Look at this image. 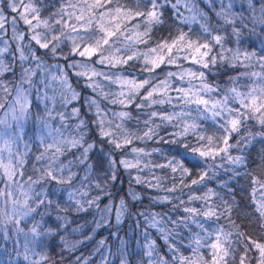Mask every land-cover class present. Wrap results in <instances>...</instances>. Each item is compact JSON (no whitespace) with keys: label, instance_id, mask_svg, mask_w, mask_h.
<instances>
[{"label":"snow or ice","instance_id":"obj_1","mask_svg":"<svg viewBox=\"0 0 264 264\" xmlns=\"http://www.w3.org/2000/svg\"><path fill=\"white\" fill-rule=\"evenodd\" d=\"M207 2L215 14V22L208 13L198 7L197 0H126L125 3H121V0H115L114 8L110 7L112 0H94V3L84 5L81 15L76 16V19L78 21L83 19V11L94 12L95 17H89L78 28L75 24L69 25L67 23V20H70L75 13L69 12L66 14L65 8H77V5L71 3V0H58V4L57 0H29L28 4H23L22 0H0V32L6 31L5 25L8 24V17L5 12L10 9L9 15L16 13L19 17L17 19V16H12L10 22L13 40L24 41L27 35V43L19 44L16 49L19 53L18 65L15 53L12 54V60L9 63H5L3 59H0V110L7 108L3 112V116H0V140L3 141V146L0 147V182L7 178L9 185L14 184L17 188L23 190L22 194L25 196V200L21 207L24 211L13 216L16 225L13 230L18 234L23 233L26 238L24 259L29 261V264H48L49 262V258L43 253L40 254L39 260H29L28 255V253H32L35 256L34 248L30 246L35 245L40 237L52 232L50 228L44 229V213L38 212L41 206L47 208V206L55 203L58 212L57 218L63 219L65 223L70 222L68 216H60L59 213H80L93 208L100 213V220L96 222L97 228L103 226L113 215L117 225L121 222L124 214L128 212L126 199L122 197L118 206L113 207V205L107 204L103 208L100 206V201L105 195L111 198V194L106 191V186L109 180L116 181L118 179L119 167H123L125 170L137 168L139 173L141 171L139 168L141 154L143 156L151 155L145 148L137 146H132L129 150L128 146L132 145L133 141L146 144L148 140L156 138L158 141L182 146L184 151L178 153L180 159L173 156L172 160L167 161V164L155 165L159 168L170 167L173 173L178 168L182 173L189 172V169L182 163V159L189 152L192 154L198 153L200 157L211 159H214L220 153H225L228 154L227 159L229 161L239 165L245 164L244 157L231 156L229 149L240 148L241 145H250L253 140L264 144V57L260 58L262 69L260 72L245 71L240 72L238 75H229L223 85L212 83L208 79L211 73L219 75L221 68L226 70L238 66L245 68L250 66L245 61H250L257 53L242 50L239 44L244 31L253 35L264 32V0H260L258 9L254 0H240L241 3H247L248 15L243 12L236 13L232 11L236 0H220L219 10L215 8V0H207ZM182 5L188 12L193 14L185 16L184 12L181 11ZM168 6H171L175 16L181 23H199V34L193 40L188 36V33L177 29L178 37H173L171 44L165 40L163 43L158 41L155 47L149 45V52L166 49L170 55L167 59L163 54L159 55L158 58L149 59L147 53H145L143 56L145 67L141 71L152 74L161 64H175L177 59L180 58V49H177L176 53L173 54V48L178 41H185L187 38V47L194 49V52L198 54V58L196 55L185 54L183 59H192L193 63L200 65V67L182 71L179 76L182 81L185 74L194 78L198 77L200 83L196 85L189 81L187 89L183 87L175 88L176 92L182 94L175 98V104H173V97L168 95H161L159 99H153L154 93L160 90L161 85L164 86V92L166 93L171 84L169 79H165L161 82V85H153L152 80L155 77L151 75L141 82L121 79L120 83L132 85L127 94L121 90L120 93L115 94L116 98L114 99H109V93H102V95L110 104H120L126 107L134 103L139 97V102L135 105L138 110H144L157 104L161 106L169 104L174 108L180 107V112H161L155 109L145 112L144 115L147 118L142 121L144 127L142 129L137 127L133 131L123 122L124 118L133 119L131 112H114L113 117L121 118V122L113 124V121L107 116V112L110 110L102 109L98 99L84 97L81 107H73L72 109L71 115L77 118V123L72 126L75 134H70L67 137L64 136L62 131L67 127L64 123L66 116L63 111L56 112V115H53V110L45 104L43 114L40 113L39 105L30 99L32 89L36 87L32 77L36 75V69L46 67V65L43 64V57L37 55L38 49L33 47L32 41H35L39 49L46 50L43 53L44 56L62 57L65 60L64 70L60 72V76H53L52 79H61L62 86L67 89L66 92L61 93V98L66 106L79 97V93L71 87L67 69H74V74L78 77H86L88 82L85 87H90L93 92H96L99 84L91 79L92 76H102L112 83H116L117 80L113 79L115 73L101 71L94 65L115 68L117 65L127 63L137 55L133 52L127 56V59L116 55V53L121 52V48L117 45L121 43V37L125 35L128 25H125L122 29L120 23L117 22L114 27H106L104 25L105 17H111L113 13H122L124 20L136 21L132 27L140 29L143 26L144 28V31L137 33V35L147 38L141 39L139 42L148 44V41L152 39L150 35L152 29L166 23L164 14ZM21 7L23 12L20 11ZM53 8H55V11L52 10ZM101 9L103 11H99ZM94 19L99 27L94 26ZM19 21H23L28 26L27 32L18 29ZM41 26H43L44 31H38ZM67 27H70L71 32L76 33V35L72 36L70 33H66L65 28ZM80 28L83 31H80ZM0 39H3V37L0 36ZM66 39L72 40V47L70 53L64 56L62 45ZM229 43H235L237 47L230 48L227 46ZM8 47L5 44V48L0 49V56H3ZM129 47L130 45H124L126 49ZM201 49H204V51H201ZM72 56H79L84 59L80 61L71 60ZM93 57L95 58L93 59ZM29 60L35 61V68L26 63ZM17 66L20 69L18 81L15 80ZM55 67L60 69L58 64ZM5 73H11L13 80L5 83ZM89 73H91V76H89ZM176 75L177 73L171 71L166 73L168 78ZM242 78L251 80V83H243ZM25 84L29 87L25 88ZM146 86L149 87L146 88ZM44 87L47 88L49 85L44 83ZM13 88L15 89L14 95H12ZM141 89H144L143 94L140 92ZM99 95L101 93H97V96ZM8 96L12 97L11 100H7ZM49 99L54 98L47 96L46 93L41 95L37 90L36 100L47 101ZM85 105L88 111L82 113L81 109ZM191 105L197 106L195 109L196 116L192 115ZM200 106H203V108ZM34 112L36 116L33 115ZM204 113H210L211 115L209 117ZM89 114H91L90 119L86 118ZM57 117L59 118L60 127H54L51 124V121L56 120ZM209 118L221 130L218 137L206 136L197 131L200 128L197 121ZM33 119L40 121L42 125L41 133L44 132V129H47L46 134L39 135V143L36 145L39 154L28 156L29 146L27 143H25L24 153H14L11 147L12 144L23 138L25 124ZM156 119L161 122L156 123ZM173 120H176L177 123H171ZM136 123L137 125L141 123L138 117ZM169 124L173 129L179 130L170 132L168 135L172 138L165 140L164 137L160 136V130H166ZM257 125L259 126L258 130L252 131ZM190 133L196 140L195 146H190L191 142L187 139ZM234 133L238 134L235 143H229ZM97 145H107L108 147H101L97 151ZM41 148L42 151H40ZM129 151L136 154L135 163L127 159ZM152 151H157V149ZM5 152L8 153L6 161ZM258 157L257 170L260 175L264 176V151H261ZM33 159L36 163L30 164L31 174H29V167H26V165ZM150 163L147 162L145 167H149ZM102 173L103 175H101ZM205 175L206 173L202 172L199 179L191 180V184H199ZM246 175L252 177L254 184L264 186V181L256 178V171L246 173ZM129 176L131 177V172H129ZM135 183L140 184L145 183V181L138 174ZM25 185H27L26 189ZM46 185H56L57 187L53 189L54 192L63 191L67 193V200L64 202L63 207L60 206L59 202H53L49 199ZM147 186L158 187L159 185L148 183ZM174 190L175 187L167 189L169 192ZM8 195H11V193H8ZM128 195L133 201L139 199L138 194L131 188ZM167 199V197H163L161 202ZM189 199H203V197L190 196ZM29 200H33V204H29ZM12 202L17 205L20 203L15 199ZM176 207L178 206L173 205V209ZM216 207H210L206 204L205 208L207 210L205 211L185 206L183 211L189 215L182 219L178 217L169 218L166 222L158 214L148 216L146 213H139L140 216L146 217L145 223L149 228H154L161 234L168 253L171 255L166 259L165 256L159 254L154 241H150L145 245L146 251L137 264H194L193 257L179 254L180 249L176 245L174 237L180 234V229L190 228L189 221L201 231H206L204 224L196 219L197 216L219 219L225 213L228 214L229 222L232 224L234 231L223 232L222 229H216L215 242H210L213 233H208L207 236H201L200 233L193 234L192 242L187 247L192 249L195 264H209V261L200 255V248L205 245L212 250L211 264H221V261H223V264H264V243L253 239L252 235L245 232L231 216L234 210H238L242 218L249 219L250 223L254 220L260 229L261 236H264V201H261L255 207L253 213L246 212L234 200L232 204H225L222 212H218ZM34 213L40 215L41 219L32 223L31 228L25 231L23 227H20L21 221L33 216ZM4 215H7V213L5 212ZM168 225H171V227H168ZM0 231H3L5 238H8L7 223H3ZM144 235L145 240H149V233L145 232ZM221 236H223V239H221ZM229 237H234V239H229ZM71 247H75V245ZM253 248L258 252L255 258L250 254ZM237 253H239V260H237ZM144 257L147 259H144ZM229 257L230 260L227 259ZM122 264H126V262H122Z\"/></svg>","mask_w":264,"mask_h":264},{"label":"trees","instance_id":"obj_2","mask_svg":"<svg viewBox=\"0 0 264 264\" xmlns=\"http://www.w3.org/2000/svg\"><path fill=\"white\" fill-rule=\"evenodd\" d=\"M94 3V0H89ZM78 0H71V3L77 5ZM126 0H121V3H125ZM29 3V0H28ZM254 3L259 8L260 0H254ZM58 4V0H57ZM198 7L212 18L215 22L216 17L212 9L209 7L207 0H197ZM110 7H115V0H112ZM220 0H215V8L219 10ZM55 11V8L52 9ZM76 9L71 7L65 8V13L74 12ZM99 11H103L102 9ZM181 11L184 12L185 16H191L193 13L188 12L183 5L181 6ZM232 11L236 13L243 12L245 15H248V5L247 3H241L240 0H236L234 3ZM76 16H79L77 12L72 16L70 20H66L69 25L75 24L78 26L81 25L84 21L89 19V17H95V13L91 12L90 16L83 17L82 20H77ZM164 19L166 23L162 25L155 26L150 35L151 40L148 41V44L140 43L141 39H147L146 37H139L137 33L143 32L144 28L141 26L140 29H135L132 25L135 24L134 20H124L122 18V13L116 14L113 13L111 17H105L104 25L106 27H114L117 22L120 23L121 28L123 29L125 25H128V29L125 31V35L121 37V43L117 47L121 48V52L116 53L117 56H122L124 59H127L128 55H131L135 52L137 55L134 56L132 60H129L125 64L117 65L115 68H108L103 65H94V67L100 69L101 71H107L110 73H115L113 77L114 80H117L116 83L105 79L100 76H92L91 79L95 82H98L99 87L96 89V92H93V89L90 87H85L88 82L86 77H78L74 74V69H67L69 73V82L72 89L79 93V97L76 100H73L71 103L66 106L63 103L62 98L59 99H49L36 100V93L39 90L41 95H44L45 92H48L44 83H48L46 79H41L40 69H36V75L32 77L33 81L36 83V87L32 89V95L30 99L33 100L36 104L39 105L40 113L43 114L45 104L53 110V115H56V112L63 111L66 120L65 124L67 127L62 129L65 137L70 134H75L73 125L77 123V118L72 116L73 107L80 108L83 104L84 97H92L98 99L101 103L102 109H108L107 116L113 121V124L120 123L121 118L113 117L114 112L120 111H129L132 114L133 119L128 120L127 118L123 119L124 124L131 130L135 131L137 127L143 128L142 121L147 117L144 115L145 112H150L152 110H159L161 112H180V107H173L172 105L165 104L153 105L150 108L144 110H138L136 108V103L139 102V97L136 101L126 107L120 104H110L107 100L103 98L102 93H109V99L116 98L115 94H118L123 90L126 94L129 89L132 87L130 84H122L119 81L123 80H135L141 82L143 79L148 78L150 75L155 78L152 80L153 85H161V82L165 79L170 80L171 86L168 88L167 92H164V86L161 85L160 90L157 93H154L153 99H159L161 95H168L173 97V104L176 103V97L182 95L175 91L177 87H183L187 89L189 87V81L192 84L198 85L200 80L198 77H191L187 74L184 75L183 81L180 79L179 73L187 69H197L200 67L198 64H194L192 59L185 60L183 59L185 54L196 55L194 49H189L187 47L186 40L178 41L176 46L173 48V54L176 53L177 49H180L179 59H177L175 64H161L160 67L155 69V72L150 74L147 71H141L145 67L143 56L147 53L149 59L158 58L159 55L163 54L165 58L170 55L167 53L166 49H158L157 52H149L148 46H156V43L159 41L163 43L165 40L171 44L173 37H178L177 29L188 33L193 40L196 39L199 34L200 25L197 22L191 24L181 23L180 20L175 16L171 6L166 8ZM94 26L99 27L98 23L94 19ZM59 27V26H57ZM83 31L82 28L79 29ZM66 33H70L72 36H75L76 33L71 32V28H65ZM119 35V33H118ZM63 39V38H62ZM234 39V38H233ZM24 43H27V36H25ZM34 48L38 49L37 55L43 57V64L54 66L60 65L61 71L64 70L65 60L62 57L54 58L51 55L44 56L43 53L46 51L44 49H39V46L32 41ZM124 45H130L129 48H124ZM230 48H236L235 43H229L227 45ZM72 47V40L66 39L62 45V52L64 56H67ZM106 47V46H105ZM239 47L242 50H247L248 52H255L257 55L253 57L248 65L249 67L245 68L243 66H238L236 68H221L219 70V75L211 73L208 76V79L212 83H220L223 85L227 81V77L232 74H239L240 72H260L262 71L260 67V58L264 57V32H258L257 34H249L247 31H244ZM204 51V49H201ZM15 53L17 57V65L19 63V57L17 52L12 47L10 51L3 53V56H0V59H3L5 63H9L12 60V54ZM95 57H93L94 59ZM84 58L79 56H72L71 60L80 61ZM90 62V61H89ZM246 62V61H245ZM29 66L35 68V61L29 60L26 62ZM151 66V65H149ZM175 72L177 75L175 77L168 78L166 77L167 72ZM207 71V70H205ZM20 69L17 66L16 68V77L15 80L19 79ZM91 76V73H89ZM9 80H13L11 73L4 74V81L7 83ZM243 83H251V80L242 78ZM25 88L29 87L27 84L24 85ZM149 86H146V88ZM140 92L143 94L144 89H141ZM15 89H12V95H14ZM97 93L101 95L97 96ZM213 95H215L213 93ZM48 96V95H47ZM11 96L7 97V100H11ZM122 99L124 97H121ZM207 98V97H206ZM192 109V115L196 116L195 111L196 105L190 106ZM201 107V106H200ZM202 108V107H201ZM7 108L0 110V116L3 115V112ZM87 106L85 105L81 112H87ZM95 111V109H93ZM36 116V113L33 114ZM204 115L210 117V113H204ZM139 118L141 123L137 125L136 118ZM88 119L91 118L89 114ZM219 120V118H217ZM39 122L38 119L30 120L26 123L27 130L26 136L23 137L27 143L31 144L30 151L28 156L38 155L39 152L36 150V145L38 144L34 139L35 136V127ZM53 122V123H52ZM159 119H156V123H160ZM54 127H60L59 118L51 121ZM171 123H177L176 120H173ZM197 123L200 124V128L197 131L202 132L206 136L218 137L221 134V130L218 125L215 124L211 118L198 120ZM41 124V123H40ZM259 126L257 125L252 131H257ZM179 129H173L169 124L168 128L160 130V136L164 137L165 140L171 139L168 134L173 131H178ZM243 131V130H242ZM238 134L234 133L232 140L229 143H235ZM187 139L191 142L190 146L196 145V140L193 135L190 133ZM132 146H137L145 148L146 151L151 153L149 156H143L141 154V163L139 168L141 171L138 173L137 168H131L125 170L123 167L118 169V179L116 181L109 180L106 186V191L111 194V198L107 195L100 201L101 208L104 205L111 204L113 207L118 206L120 199L123 197L126 199L128 204V212L124 214L121 219V222L117 225L114 219V215L110 217L105 224L99 228L96 227V222L100 220V213L96 209H90L84 212L76 213H59L60 216L67 215L69 223H65L63 219H58V212L56 210V204L53 203L50 206L45 208L41 206L38 209V212L44 213V229H52L51 234L44 235L39 238L35 245L30 247L34 248L36 253L35 256L32 253H28L29 260L40 259V254L43 253L49 258L48 264H137L141 259L144 252L146 251L145 245L154 241L155 247L160 255L165 256L167 259L171 254L168 253L167 246L165 241L162 239L161 234L154 228H149L145 223L146 217L140 216L139 213H146L148 216L152 214H158L164 222L169 218H184L189 215L183 211L185 206L195 207L198 210H207L205 205L207 204L210 207H216L218 212L223 211V206L225 204H232L233 200L236 204H239L241 208H244L246 212L253 213L255 207L259 205L261 201H264V186L260 184H254L252 177L246 175V173H251L256 171V178L264 181V176L260 175L257 170V164L259 162L258 154L261 151H264V144L253 140L250 145H241L240 148H231L229 149V154L233 157L242 156L245 159V164H233L227 159L225 153H220L216 155L214 159L200 157L198 153L189 154L182 159V163L186 168L189 169L188 173H182L178 168L175 173L172 172L170 167L159 168L155 165L157 164H167V161L172 160L173 156H176L177 159H180L178 153L184 151L182 146L175 144L166 143L164 141H158L156 138L148 140L147 143H142L139 141H133L132 145L128 146V149ZM107 148V145H97V151L99 149ZM157 149V151H152ZM43 149L41 148L40 151ZM135 155L129 151L127 159L132 163H135ZM63 159V157H62ZM33 160L26 165L29 167V174H31L30 164ZM147 162H151L149 167H145ZM131 172V177L129 176ZM204 172L206 175L203 180L200 181L197 185H192V179H199L200 174ZM140 175L145 183H135L137 175ZM103 175V173L101 174ZM19 179V177H17ZM183 181V182H182ZM148 183L152 185H159L158 187L147 186ZM187 185V186H186ZM226 185V186H225ZM10 185L8 184L7 179L5 178L3 182H0V227L3 223H7V237L5 238L4 232L0 231V264H29V261L24 259L25 248L24 244L26 243V238L23 233H16L13 228L16 226L13 220L12 215V199L11 195H8L10 192ZM37 188L39 186H36ZM56 185H46L45 188L48 191L49 199L53 202H59L60 206H64V202L67 200V193L63 191H53L56 188ZM175 187L174 191H167L169 188ZM27 185H25V189ZM135 191L139 199L133 201L128 195L129 191ZM93 195L95 193H92ZM203 197V199H189V197ZM167 197V200L161 202V198ZM179 197V199H177ZM35 199V197H34ZM25 197L21 200L23 204ZM29 204H33V200L28 201ZM173 205H177L173 209ZM12 209V210H11ZM7 215H4V213ZM258 215V213H257ZM232 219L236 221L241 228L252 235L253 239H256L257 242L264 243V236H261L260 229L257 227L255 221L251 223L249 219L242 218V215L238 210H234L231 213ZM34 217V219H33ZM41 219L40 215L33 214V216L27 217L24 221H21L20 227H23L25 231H28L32 223ZM196 219L203 223L206 231H201L197 228L195 224H192L189 221V229H180V234L176 237L175 243L179 246L180 253L184 256L193 257L195 264V257L193 256L192 249L187 247L189 243L192 242V237L194 233H200L201 236H207L208 233H213L210 242H215L216 238V229H222L223 232L234 231L232 224L229 222L228 214L225 213L221 215L219 219L212 217L211 219L205 218L203 216H197ZM59 225V227H57ZM171 227V225H168ZM75 229V231H73ZM145 232L149 233V240H145ZM91 237V239H89ZM30 239V237H29ZM223 239V236H221ZM229 239H234V237H229ZM75 245V247H71ZM194 246V244H193ZM219 251V250H218ZM167 253V255H165ZM254 258L258 255L256 249H252L250 253ZM200 255L209 261L211 264L212 259V250L205 245L200 248ZM144 259H147L144 257ZM230 260V257L227 258ZM237 260H239V253H237ZM223 264V261H221Z\"/></svg>","mask_w":264,"mask_h":264},{"label":"rangeland","instance_id":"obj_3","mask_svg":"<svg viewBox=\"0 0 264 264\" xmlns=\"http://www.w3.org/2000/svg\"><path fill=\"white\" fill-rule=\"evenodd\" d=\"M22 3L23 4H28V0H22ZM85 4H91V2L89 0H78L77 8H75L76 10L73 13L77 12V14L81 15V12H82L83 7H84ZM20 11L23 12V8L22 7H21ZM9 13H10V9L6 10L5 15L8 17V24L5 25L6 31L5 32H0V36L3 37V39H0V49L5 48V44H7L9 46L8 49L4 53L10 51V49H12V47L16 51L17 46L19 44H21V43H24V41H25V40L24 41L13 40V38H12V29H11L10 22H11L12 16H17V14L16 13H11L9 15ZM90 14H91V12H89V11H83V17H85L87 15L89 17ZM17 19H19L18 16H17ZM33 23H35V21H33ZM17 27H18V29L20 31L27 32L28 26L25 25L23 23V21H19ZM38 31H44L43 26H41V28L38 29ZM17 55L19 57V53L18 52H17ZM249 62L250 61H246L245 63L248 64ZM250 64H251V62H250ZM39 71H40L41 76H42L41 79H46L47 82H48L47 84L49 85V87L45 88L48 91V92H45V93L49 97L54 98L55 100L61 98V93L62 92H66L67 89L62 86V80L61 79H56V80L52 79L53 76H57V77L60 76L61 69H57L54 66L46 65V67L40 68ZM252 79H256V78H252ZM201 107L203 108V106H201ZM26 128H27V126L25 124L23 137L26 136V132H25L27 130ZM41 128H42V125L40 124V121H39L37 123L36 127H35V136H34V139L36 140L37 143H39V135L47 133V129H44V132L41 133L40 132ZM25 143H27V141H25L22 138L20 141L16 142L15 144H12V146H11L12 147V151L14 153H16V152L24 153L25 152ZM27 144L29 146L28 147V152H29L31 144H29V143H27ZM2 146H3V141L0 140V147H2ZM7 155H8V153L5 152L4 153L5 161L7 160ZM32 163H36L34 159H33ZM10 186H11L10 187L11 197H14L15 200H18L20 202L19 205L13 204V202L11 203L12 204L11 208L13 209V210L11 209L12 210L11 213H12V215H19L20 213H22L24 211V209L21 207V205H23L21 203V200L25 196L22 194V192H23L22 189L17 188L14 184L10 185ZM14 199H12L11 201H13Z\"/></svg>","mask_w":264,"mask_h":264}]
</instances>
